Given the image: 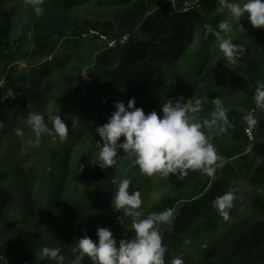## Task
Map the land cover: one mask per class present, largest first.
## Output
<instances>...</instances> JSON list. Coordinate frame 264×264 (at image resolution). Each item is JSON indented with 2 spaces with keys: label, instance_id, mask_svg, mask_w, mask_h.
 Wrapping results in <instances>:
<instances>
[{
  "label": "trees",
  "instance_id": "16d2710c",
  "mask_svg": "<svg viewBox=\"0 0 264 264\" xmlns=\"http://www.w3.org/2000/svg\"><path fill=\"white\" fill-rule=\"evenodd\" d=\"M88 1L39 0L37 6L42 8L41 14L37 15L34 9L30 12L31 19L19 38H9L10 28L0 27V70L4 74L10 68L4 87H0V146L10 130L24 124L23 121L27 118L33 104L32 82L33 73L37 68L41 69L44 79H47L53 62L66 56L70 44L79 45L80 41L90 34L94 35V41L100 42L103 36L100 34L109 36L110 40L120 39L122 35L117 34L119 31H137L136 39L130 37L124 47H102L96 66L101 69L112 60L116 68L108 69L111 84L132 94H148L151 112L156 111L162 116V103L181 95L185 102L187 99H196L200 83L190 82L187 77L170 78L164 72V63L168 59L173 61L179 57L188 32L190 38V31L197 24L219 18L222 8L218 0H198L197 6L192 5L194 0H104L107 3L129 6L124 15L121 13L111 17L112 19L105 20L104 24L101 20L69 17L58 9V6L63 4L64 8H70ZM187 5L189 7L183 10ZM58 19L62 21L55 25ZM247 36L264 48V33L248 32ZM61 41L65 42V46L62 47ZM38 60L44 61L41 66H33L28 75L16 76L17 63ZM103 73L104 70L97 71L89 87V95L105 90ZM231 75L244 86L247 95L240 105L226 107L229 110L231 126L224 133L229 134V141L219 138L218 143L212 141L224 158L223 166L217 169L214 177L188 170L182 180L174 178L177 180L174 184L185 182L182 190L175 194L170 193L154 204L153 209L148 208L142 217L146 218L150 213H159L168 208L175 210L173 224L161 227L163 243L168 248L165 264H171L172 259L181 255L192 243L196 247L199 245V249L195 251L197 253L182 257L184 264H264V122L258 132L257 129L254 130V140L251 141L246 134L248 124L243 120L246 113L253 116L264 112V109L256 107L254 101L257 81L264 80L246 79L243 67L226 66L219 69L218 77L213 81L214 86ZM13 77L24 86L11 84L15 80ZM48 88L52 89V86ZM197 99H201L204 104L201 113H211L214 110V103L204 95L200 94ZM54 155L55 153L51 156ZM114 167L100 169L95 167V160L89 163L82 180L87 184L88 191L83 195L68 197L63 203L66 223L84 212L87 197L99 196L104 198V201L109 199V191L99 183L114 177ZM4 176L6 174L0 170V180ZM173 176L177 177L174 174ZM132 179V186H135ZM242 185L249 186V196L245 199L240 193ZM132 186L130 185V192ZM233 189L237 199L225 219L213 206V201L217 196ZM6 196L8 198L3 201L4 206L12 202L10 195ZM4 206L0 205V250L8 263L27 264L42 247H56L52 240L46 237V229L42 226L36 227L35 230H15L9 236L3 237L6 230L2 226L3 221L5 222ZM245 207L247 212H243ZM103 227L108 228L105 225ZM98 228L100 227L96 223L86 225L78 233L76 244L84 235L97 240ZM134 236L135 232L131 229L129 239ZM116 240L119 242L121 239ZM68 252L70 253H65L62 249L66 264L74 258L73 250ZM43 264L56 262L46 259ZM82 264L93 262L85 257Z\"/></svg>",
  "mask_w": 264,
  "mask_h": 264
},
{
  "label": "rangeland",
  "instance_id": "374dc122",
  "mask_svg": "<svg viewBox=\"0 0 264 264\" xmlns=\"http://www.w3.org/2000/svg\"><path fill=\"white\" fill-rule=\"evenodd\" d=\"M239 2L242 3L243 0ZM34 5H39V0H0V27L10 28L9 38L22 36L26 24L31 19L30 12L34 9ZM58 9L69 17L80 16L81 19L101 20L104 24L105 20H110L111 17L121 13L124 15L129 6L107 3L104 0H89L85 4L70 8H64L63 4L58 6ZM219 14V18L215 21L197 24L191 29L190 38L188 32L179 57L173 61L166 60L164 72L170 78L187 77L190 82L200 83L196 99L200 94L212 103L214 99L219 98L225 107L230 108L240 105L245 100L247 94L244 86L234 75L224 78L216 86L213 81L217 79L219 69H224L226 66L243 67L246 79L264 80V51H262L264 48L247 36L248 32L264 33V29L254 28L248 17L242 18L240 22L235 20L227 9H221ZM223 19H227L233 25V31L228 35L234 43L241 45L245 50L236 63H231L225 58L216 38L211 35L205 36L204 24L215 26ZM61 21L58 19L54 24L59 25ZM117 34L122 36L129 34L136 39L137 31L123 30ZM101 35L106 37L108 42L109 36ZM87 36L89 37L85 36L86 38L80 41L79 45L70 44L66 56L53 62L47 79H44L40 68L33 73L34 96L29 113H40L46 120L50 114L60 115L69 127L67 138L53 140L45 134L40 142L36 143L34 133L28 126L22 124L11 129L0 146V170L6 174L0 180V205L4 206L3 201L8 198L6 195H10L12 199L11 204L4 206L6 212L3 214L5 222L3 221L2 226L6 230L3 237L9 236L15 230H35L36 227L42 226L46 229V237L65 253L73 250L78 233L91 223H96L99 227L107 226L116 239H129L131 218L124 216L125 223L122 224L118 217H122L123 213L112 207L114 192L122 178L131 180L133 177L135 186L133 184L131 187L132 191L141 192L143 201L139 209L141 218L148 208L153 209L154 204L159 203L170 193L180 192L185 185L184 181L174 184L177 182L174 178L177 177L173 174L169 177L160 174L152 176L142 174L138 166L133 165V158L119 159L114 167V177L99 183L109 191V199L104 201V198L99 196L87 197L84 212L72 221L65 222V212L62 208L64 201L68 197L83 195L88 191L87 184L82 180L90 162L95 160V167L100 168L96 165L95 154L98 153L97 142L102 143V141L96 134V127L107 122L116 110L114 105L120 101L127 106V102L134 99L137 108H142L145 114L151 112L148 94H132L111 84L108 69L116 68V64L111 60L101 69L96 66L99 50L102 47L105 49L107 43L101 38L100 42L94 41L93 34ZM221 36L224 34L221 33ZM63 43L65 42L61 41L62 47L65 46ZM41 64V60L19 62L15 66L16 76L28 75L33 66H41ZM9 70L10 68L4 74L0 70V87H4ZM98 70L105 71L102 82L106 88L98 94L89 95V87ZM11 84L24 86L23 83L17 82V79ZM50 85L52 89L48 88ZM253 117L258 118V125L254 127L258 132L264 122V112L254 114ZM204 118H210V112L200 113V119ZM72 120H78L75 127H71ZM17 129H21L22 134L18 135ZM210 134L214 136V143H218V138L229 141V134H217L215 130ZM53 153L55 155L51 156ZM119 155L124 157L125 154L121 151ZM81 168L83 171H80ZM248 187L240 186L243 199L249 196ZM243 212H247V207ZM197 248L199 249V245L196 247L192 243L178 257L182 258L194 253ZM1 254L3 252L0 250V264H10ZM46 259L39 251L27 264H43Z\"/></svg>",
  "mask_w": 264,
  "mask_h": 264
},
{
  "label": "clouds",
  "instance_id": "9594fccd",
  "mask_svg": "<svg viewBox=\"0 0 264 264\" xmlns=\"http://www.w3.org/2000/svg\"><path fill=\"white\" fill-rule=\"evenodd\" d=\"M222 9H227L231 17L237 21L248 17L251 25L257 29H264V0H218ZM37 15L42 8L34 5ZM205 36L211 35L219 42V49L225 58L236 63L244 54V48L234 43L228 34L233 31V25L223 19L218 24H204ZM221 33L224 36H221ZM13 95V92L10 91ZM255 105L264 109V81H257L254 94ZM135 100L130 99L127 106L123 101L117 102L115 111L102 126L96 127V134L101 138L97 142V163L101 169L112 168L119 159L133 158L134 166L147 176L160 174L169 177L174 174L182 180L188 170L199 171L201 174L214 177L217 169L223 166L224 158L219 154L212 142L214 136L211 131L222 134L231 126L228 118V108L221 99L213 100L214 110L210 118L200 119L204 109L201 99H187L181 95L175 99H168L162 103V116L156 111L145 114L142 108L135 106ZM243 120L252 127L258 125V118L245 114ZM35 135V142L47 134L53 140H64L69 133V127L58 114L44 115L30 112L23 121ZM78 120H72L71 127H75ZM51 125V127L49 126ZM17 134H22L17 129ZM123 137V142L121 138ZM125 155L121 157L120 152ZM83 171V168L80 169ZM115 183V181H114ZM132 181L122 178L114 192L112 207L122 212L118 217L124 224L123 217L131 218V229L135 236L132 239L114 238L110 229L100 227L96 231L97 240L84 235L78 239L73 249L74 258L67 264H82L88 257L93 264H165L167 245L163 243L161 227L171 226L175 220V210L168 208L159 213L153 212L146 218H141L139 209L142 206L140 191H131ZM237 199L235 189L217 196L213 206L227 219ZM41 254L56 264H66V257L60 247L44 246ZM171 264H184L180 257L172 259Z\"/></svg>",
  "mask_w": 264,
  "mask_h": 264
},
{
  "label": "built area",
  "instance_id": "2783aa9c",
  "mask_svg": "<svg viewBox=\"0 0 264 264\" xmlns=\"http://www.w3.org/2000/svg\"><path fill=\"white\" fill-rule=\"evenodd\" d=\"M197 3H198V0L197 1L194 0L192 5L197 6ZM188 7H189V5H187V7H185L183 10H186V8H188ZM129 38H130V35L127 34L125 36H122L120 39L111 38L110 40H108V42H106L107 38L103 37V36L101 37V39L107 43L108 48L124 47L128 43ZM43 62L44 61H41V63H43ZM246 134H247L248 138L251 141H253L254 140V135H253L254 134V127L248 125L246 128Z\"/></svg>",
  "mask_w": 264,
  "mask_h": 264
}]
</instances>
